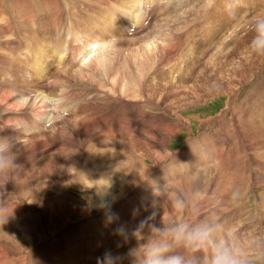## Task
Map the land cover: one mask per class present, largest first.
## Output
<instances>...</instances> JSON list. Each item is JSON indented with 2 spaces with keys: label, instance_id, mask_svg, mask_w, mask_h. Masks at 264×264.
Segmentation results:
<instances>
[{
  "label": "rangeland",
  "instance_id": "374dc122",
  "mask_svg": "<svg viewBox=\"0 0 264 264\" xmlns=\"http://www.w3.org/2000/svg\"><path fill=\"white\" fill-rule=\"evenodd\" d=\"M20 1L22 3L28 2V4L26 5L28 8L25 7V9L27 10L28 14L31 12L29 14V20L26 19L24 15H22V12L24 11L18 9L17 5L13 3V0H0V19L3 21H0V29L4 28L5 31L6 29L8 30L7 34L3 33L2 29L0 30V46L7 44L3 47V52L5 53L0 51V91L1 85L6 84V81L8 83H11L12 79L13 83L11 84L14 85L15 83L18 87L21 86V90L25 86V88L29 89V91L31 92L30 98H35L33 93H36L38 86H41V89L43 91L44 88L47 87V91L45 92L44 96L48 99L46 101L47 104L50 105L44 112L46 118H43V115H41L40 118L45 119L43 120L44 126H46L45 124H52L53 127L45 129L41 127V129L37 133V136H35L36 140H38L39 135L42 136V143H50L51 145L49 150H47L44 154H41L39 156L35 155V157H32L30 159L32 163L29 167H27L28 165L22 167L20 165V160L22 156L27 155V151H24L23 147H19L27 144V135L31 133H24L23 131H21V123H19L17 128H15L14 125L12 126V123L14 121L17 122V119H13L18 116H22L21 118L30 120L32 112H34L31 109L32 101H30V103H22L18 100L16 102L17 107L11 111V113L13 114L7 113L6 104H2L3 108H0L3 111V114H1L0 112V139L7 138L13 142V144L15 145L13 148V152L16 155L15 163L19 166L16 170L11 171L7 177H0V191L2 195H9V193H12L14 197L18 198L23 195H27L26 193H30L29 198H31V204H29V202L24 201L23 199H3L2 197H0V216L4 217L5 219V221L0 219V222H2L0 223V251L2 252L1 263L65 264V261L67 262V260H69L70 262L67 264H97V257L103 256L106 251H111L113 255H119L123 257L120 264H131L130 258L127 257V253L130 248H133L132 244L134 243V241H137L135 238L131 237V230L135 228V226L141 220L150 216L153 212L158 213L155 220L157 224L160 223V217L163 216L164 212L165 219H167V213L171 211V207L170 203L168 202V195H164L163 193H168L160 189L158 187V184L155 183L152 184V186L154 187L152 195H148V192H150L151 184L148 183L147 186H145L146 193L143 196L140 193V188L138 186H136L134 189H131L130 184L127 185L125 196L117 202L121 206V209L118 210L117 213H115L118 214V220L115 223L109 224L110 226L108 230L102 231V229L97 226L99 225V223L101 225L105 223V214L108 208L110 207L111 209L112 207V196L116 195L115 193L112 194V192L116 191L117 188H120V185L118 184L117 187H111L107 191V195L100 194L98 197H96L95 190L90 186L87 187L81 185L80 187H78L79 185L78 183H76L73 185V187H70L67 180L60 183V181L57 179V175H62L64 172H73L72 167L70 168V166L66 165L65 163L67 160L66 157H68V155L70 154L78 156V159L74 160L77 164L78 160H80V152H85L84 149H82L83 147L79 145L80 143H82L80 141L83 140V136L85 138L91 136L92 134L90 133V131L94 127L98 126L100 128H103L104 124L108 123L111 119L122 126L121 129H123V127H125L128 123H136L137 125L143 123L152 124L153 121H157L160 119V112H163V114L168 117L170 110H174L175 112L178 110L177 105H172L170 104V102L163 101L161 97L160 99H156L153 101L160 107L159 110H156V107L152 108V106H150L151 108H149L147 106V102L149 103V101H145L143 98V88H139V93L141 92V98L143 100L142 102L135 101L134 98H132L133 96L130 95L129 89H132L129 88V86H126L124 82H126L125 79H128L131 76H138V73L140 75V78H143L141 77V75L144 73L142 71V67L145 66L137 68L135 62L137 57L143 56V54L145 58L149 60V58L151 57L150 54L153 53L154 56L150 59H152L151 61L154 62L153 64L149 65L151 66V68L161 67L165 70L166 67H172L175 62L178 63L180 61L176 65V67L178 66L177 68H181L184 70V72H188L190 77H209L212 82L221 80V86L225 87L226 85L227 95H230L231 90L229 88L232 84H235V82L237 83L236 79L241 78L242 75L238 74L237 72L243 71L245 63L240 60L238 63L241 64L237 65L235 62L238 60L240 55V58L245 57L244 55H247V59H249L248 56H250V53L248 51V45L251 40L252 33L248 32V26L252 18L258 12L264 11V0H213V4L211 5L212 8H210L211 0H206V2H204L203 0H195L193 3H191L192 1L186 0H147V5L149 7L148 14L142 16V25L140 26V24H136L131 28V31H128L127 28L124 29L119 25V23L114 28L110 29L109 26H112V24H109L106 21H102V17L107 16H102L101 14L98 15V13H94V11H92L93 13L91 11L90 13L86 12V15L83 17H85L86 20L89 19L90 22L91 20H94V22L98 24L95 26L96 29L92 33L88 32L86 29H83L80 21L74 23L73 21H71V19L69 20L68 17L69 10H74L76 12V15L81 12L80 9L83 12L85 10H88L89 5L87 4L86 0H83V4L82 2H78L76 5L70 4L69 2L71 0H55L57 3H59L57 5V10H60V12L58 13L57 11L56 13L60 14L58 16L60 19L62 18V23L60 25L58 24V17L56 23L47 21L44 18V14L46 11V9L44 8V3L46 6L49 0H45V2L44 0H32L33 2H30V0ZM34 1L37 2L35 3ZM144 1L145 0H142V2ZM175 1L186 2L184 3V7L178 4L173 11L172 3H174ZM126 2L127 0L125 1V3ZM164 2L166 4L169 3L168 6H166ZM114 3L120 4L121 0H115ZM230 5H234V8L231 12L227 7ZM101 7V9L109 11V9H105L104 5H101ZM90 15L92 19H90ZM150 15L151 18H149L146 22V17ZM87 16L89 18H87ZM30 17L32 22L28 23L30 21ZM32 18H34V21ZM63 20L66 21L65 24ZM7 21L9 24L6 23ZM23 21L27 22L25 23ZM133 22L134 21H131V23ZM220 22L225 24L224 29L221 32L218 31V36L214 37L212 36V34L215 31V33H217L218 24ZM51 23L54 26L56 25V31L53 29V26L52 28L50 27ZM152 23L153 25L151 27L150 25ZM179 23L181 24V26L187 24L184 27L186 28L190 26L191 29L190 27L189 30L187 28L186 33L184 31L185 35L180 34L179 37H172L171 31L173 28L171 29V27ZM17 25L21 26V30L18 31V29H16ZM71 25H73V28H76L77 32L81 31L86 39L88 38L87 36H98V34L103 29H105L107 34H101L103 35L101 40L104 45L106 44V46L108 45L110 48L100 50V47L96 45L97 48H99L100 54L104 55V53L107 52L105 53L106 56L104 55V57H102V61L98 60V58L102 55H100L99 53L97 55L98 49L94 45L84 47L85 49H81V46H84L85 44L84 41H86V39L82 35H79L80 41L75 40V44L71 45V42L74 41V35H70L67 30L68 27L72 28ZM44 27H46L48 31L43 29ZM116 30L117 32H115ZM43 31H51L50 33L54 32V40H51L47 36H44ZM10 38L11 41H8V39ZM221 40L222 42L220 44ZM131 42L133 43V45ZM151 42L157 43V47L155 48L157 52L155 49L154 51L149 50L148 48H143L144 45L150 44ZM13 43H16L17 45H14ZM174 43H176L175 45H180L181 48L175 49L173 56L174 58H172L173 60H168L170 53H172V50L170 48ZM8 45H10L9 52L11 53V56L7 55L8 51H6L5 49V47H7ZM131 46L133 51L131 49ZM48 48L50 50V53L47 52ZM71 48L78 49L73 51L74 53H77L76 56L74 55L73 57L74 63H70V65H68L70 55L68 56L66 55V53L69 54L70 51L66 52L64 51V49L71 50ZM142 50L143 54L141 52ZM203 50H205L206 53L205 56L201 57V54H204ZM41 51L44 52V57H40L38 59L39 53ZM144 51L148 52V56L144 53ZM217 52H219L218 54L220 55L216 54ZM48 54L49 57L47 56ZM199 55L201 58L196 60L195 58L199 57ZM60 56H65L63 57L65 59L60 62L61 64L58 63V59ZM181 56L183 59L184 57L189 58L192 56L194 57L195 61L194 63L190 64L183 60L182 62L181 58H179ZM218 56L222 57L216 60ZM250 57L252 59L253 54ZM254 58H256L258 66L251 67L252 69H248L250 71V74L253 75V77H251L252 79H250L252 82L249 80L248 82L243 83V85H239L236 88L238 92L236 93L237 96L234 99L241 102L245 95L250 98H253L255 95H263L262 102L253 101L252 105L249 106V110L247 112L252 113V118L254 120L264 122V112L262 113L259 111V107L261 105L264 106V67H260L262 64H264V55H258L257 57L254 56ZM2 59L5 60V62H3ZM36 59L37 61L35 63ZM157 59L159 61L156 63ZM65 60L67 62H65ZM112 60L115 62H112ZM207 60L212 61V64H208L209 62L206 63ZM220 60L223 62L224 74H217L214 68L216 63ZM251 62L253 61H248L249 64H251ZM37 63L41 64L39 67H41V69L43 70L41 73L37 72L39 75L41 74V79L39 78V75H36V71H32L33 68L36 69V66H38ZM62 63L64 64L61 67ZM185 64L186 66H184ZM67 66H69V68L74 66V68L73 70H70L71 72L64 74L69 70ZM59 67L61 68V70ZM200 69L202 70L200 71ZM246 70L247 69H245V71ZM127 72L130 76L126 75ZM34 75H36V77ZM144 75V77H146L147 79V73ZM20 76H22L23 79ZM150 76L152 77V75L149 73L148 79H150ZM15 77L17 78V80L14 81ZM134 80L136 79L134 78ZM58 81L59 84L56 83ZM184 85L186 86L187 84ZM210 90L212 91V89ZM227 95H224V93L220 94L218 92L213 95L214 98H209L202 104H198L199 106L197 105V107L195 108H190L187 111L181 112V117L188 121L190 125L186 127V123L184 124L183 121L182 124H184L185 127H183L182 125H178V128H175L179 129L180 134L176 137H173L170 141V144H167V146L165 147L168 151L173 153L165 160V163L166 165L168 164L169 166H171L172 175L176 171L174 165L180 168L181 176L185 178V183L175 185L171 188L170 193H176L177 195L183 196L186 200L189 201L190 207L192 205H199L201 203V208L204 209L202 210L200 208L201 211L208 212V210H210L207 215L201 212L202 216H208L211 212H215L221 220L220 226L217 230V237L219 238L220 236V240H226L229 244L230 239L235 240L234 237L239 234V243L243 245V250H241V247L237 244H232L229 246L232 248L233 253L242 261V264H264V168L262 169L261 167H257L258 165L253 163L254 161H251L249 163L250 160H256V157L262 158L259 150L260 141L259 143H255V138L249 135L250 133L247 128L243 129L241 133L239 127H241L240 125L242 124L239 123V121H236L235 115H233V113H231V111L229 110L231 108L230 104L229 107H227V103L230 102V96ZM13 97L16 98L15 95H13ZM1 101H5L6 103L7 100L2 99ZM244 101L242 103H244ZM163 104L166 107H164ZM103 105H110L111 111L108 112L106 110H102ZM82 107L86 108L87 114L92 112L96 118V120H93L95 118H90L92 120V123H89L90 120L86 121L87 127L92 124L91 127H89L91 130L86 131V128L78 126V130L81 132V134L83 133V136L77 134L73 128L72 133L69 130V133L65 132L67 134H60V132L63 130V126L61 124L65 123L68 128H71L73 127L71 125L75 122L76 124L80 123L79 118H82L84 116H79V111L83 109ZM238 107L239 105H237V108ZM141 108L142 110H144L143 112L142 110H138ZM16 109H18V111ZM241 110L243 112V109ZM73 112H77L78 114L74 115ZM98 113L100 114L98 115ZM221 114H226V117L223 121L218 123V119ZM134 117L136 118V121ZM206 120H208V122H204ZM229 124L234 127L236 126V130L239 131V134L235 135V139L232 138L233 130L228 129L227 127ZM162 126H164V124ZM58 127L62 130L53 134H49L50 129L54 130ZM222 132L230 144L225 149V153L223 155V158H225L223 159L222 165L218 167L219 172L215 173V178L212 183L213 185L210 184L209 186V184H207L206 186H204L206 187L204 188V190L197 191L192 177L196 180L198 186L201 185L199 184L200 179L195 176L190 170L185 169L186 163L183 160H180L179 156L183 154L185 158L190 157V152H186L187 144H189V142H199V146L201 147H205L207 145L209 146L210 143H213L212 140L219 139V137L217 136L221 135ZM14 133H17L16 138ZM242 134H245V137ZM61 139L63 140L61 141ZM69 139L72 141V143L69 142ZM20 140L22 141L18 142ZM261 140L264 143V137L261 138ZM61 142H63L64 144H62ZM246 142L249 145H247ZM52 144H55V146H57L58 148ZM89 144V146L87 144H84V147L86 148L93 146L94 149H101L102 151H105L107 148L113 149V147L115 146L107 143H101L100 145H94L91 143ZM217 145L220 146L219 144H216V146ZM36 148H38V146H36ZM131 149L135 151L139 150L138 147H136V149ZM116 150L118 152L119 148ZM193 157L194 159L196 158L195 161L199 164H205V162H208V160L206 159L208 158V153L206 151L198 152L195 154L193 151L191 158ZM118 160L120 161V159ZM148 160L149 159L146 160L148 164L152 163L151 160ZM172 160H175L176 164L170 165ZM225 166L232 168L231 172H234V174L243 172L245 181L244 184L238 186L237 194L226 197V202L222 205H218L217 202H219V200L212 198L213 196H216L214 190L216 188L215 186H217L220 181L223 186L225 185V187H227V184H230V180L227 181V178L230 176H223V178L220 176V170H224ZM61 167H63V169ZM187 170L189 172H187L188 174H185V171ZM157 171H159V168L155 170V172ZM177 172H179V170H177ZM228 173L229 171H227L226 174ZM55 177L56 179H54ZM149 180L154 181L153 179ZM217 181L219 182L217 184H214V182ZM224 181L225 183L227 182V184H225ZM53 182H57L59 184L55 189L61 192L60 195H58L59 192L55 190H53L55 192L52 191V188L56 186L55 184H53ZM190 186H195L194 190H190ZM236 187L237 184L235 186H232L233 189H235ZM59 188L61 190H59ZM211 188L213 191L211 190ZM206 190L207 193L205 192ZM21 191H24L26 193H23ZM210 191L211 193H209ZM49 193H51L55 197H61L62 195L65 196V200L61 199L60 201L64 203L66 202L67 204L65 205L69 207L61 205L60 215L56 214L53 210L49 211V208H42L44 202L46 204V200L41 198ZM208 193L211 194V198L209 197ZM197 195L199 197H197ZM37 197L40 199L38 205L32 206L34 203V198L38 199ZM68 197H71L73 199H70V201L69 199H67ZM204 197L207 198L204 199ZM218 197L220 198V193ZM199 198H202L204 201ZM207 201L212 202L214 205L216 204L215 207H213L212 205L207 208L209 205V203H206ZM75 202L76 204H74ZM72 203L74 204V206ZM134 210L137 213L136 215L133 214ZM81 211L83 213H81ZM17 213H19V215ZM63 213H68L70 215V218L66 222L68 224L63 227V229H61L57 226L61 225L62 223L65 224V219H62L61 217ZM246 213L251 216V219L246 216ZM173 215H175L177 220H182L187 215V212H173ZM257 219H262V222L257 224ZM126 223H129L130 225H127ZM120 225H124L128 230L129 237L127 239L114 234V229H116ZM229 227L233 228L232 233H230L231 229ZM228 229L230 230L228 231ZM222 231H224V235ZM261 233L263 234V236H261ZM67 244L68 246H70L68 247ZM76 245L77 247L81 248H78V250H76V247L74 249L73 247ZM57 249H59L61 255L55 253V251L57 252ZM245 249L247 250V252H245ZM89 251L91 252V255H89ZM88 255L90 257L89 259L87 258ZM64 257H66L67 260Z\"/></svg>",
  "mask_w": 264,
  "mask_h": 264
},
{
  "label": "bare ground",
  "instance_id": "6f19581e",
  "mask_svg": "<svg viewBox=\"0 0 264 264\" xmlns=\"http://www.w3.org/2000/svg\"><path fill=\"white\" fill-rule=\"evenodd\" d=\"M49 1H51V2H49ZM49 1H48V3H47L46 6H45V3H44V8L46 9L45 14H44V18L47 21H50L52 23H56L57 17L60 15V14H58L60 12V10H57V5L59 3H57L55 0L54 1L53 0H49ZM71 1L69 3L70 4H73V5H76L78 2H82V4H83V0H71ZM125 1L121 0V3L120 4H115L114 3L115 0H86L87 4L89 5L88 10H85L83 12L80 9L81 12L79 11L80 13H78L77 15L75 14L76 12L74 10L73 11L72 10H69L68 17H69V20L71 19V21H73L74 23H77V21H80L83 29H86L88 32H91L92 33L93 31H95V29H96L95 26L98 25V24H96L94 22V20L93 21L91 20V22H90L89 19L86 20V18L83 17V16L86 15V12H89L90 13V11L91 12L94 11V13H98V15L101 14L102 16L103 15L104 16H107V17H102V21H106L109 24L111 23L112 26H109L110 29L111 28H114L116 25H118V21L123 19V23L126 24L127 30L128 31H131L132 30L131 28L136 25V24L131 23V21L133 20L132 19V17H133V9H136V10L139 9V11L143 14V15H141V19H142V16H145L146 14H148L149 7L147 5V0H145L144 2H142V0H127L126 3H125ZM30 2H33V1L30 0ZM34 2L36 3L37 1H34ZM44 2H45V0H44ZM13 3L17 5L18 9L24 11V12H22V15H24V17H26V19L29 20V14L31 12L28 14L27 13V10L25 9V7H27L26 5L28 4V2L22 3L20 0H13ZM39 3H41V2H39ZM255 4H257V3H255ZM32 5H33V3H32ZM101 5H104L105 6V9H107V10L109 9V11H106V10L101 9L102 8ZM53 6H54V8H53ZM1 7H2V5H1ZM28 11H30V10H28ZM57 11H58V13H56ZM80 14H82V15H80ZM88 16H89V14H88ZM88 16H87V18H89ZM0 18H1V16H0ZM20 19H22V18H20ZM32 19L34 21V18H32ZM90 19H92L91 15H90ZM59 20H60V18H59ZM59 20H58V24H60ZM0 21L3 22L1 19H0ZM178 21H180V20H178ZM23 22H25V21H23ZM31 22H32V20H31V17H30V21L28 23H31ZM65 22L66 21L64 20V24H65ZM67 22H68V20H67ZM222 22H220L218 24L217 33H215L216 31L213 32L212 36H214V37L218 36V34H219L218 31L221 32L224 29V25L225 24L222 23ZM6 23L9 24L8 21ZM52 23H51L50 27L52 28V26H53V29L55 30V26L56 25L54 26V25H52ZM2 25H3V23H2ZM141 25H142V23H140V26ZM186 25L187 24L181 26L180 23L173 25L171 27V29L173 28L172 31H171L172 37H175V38L176 37H179L180 34L185 35V33L187 31V28L189 30V27H190L189 26V27H186L185 28L184 26H186ZM71 26H72V28H69L68 27L67 30L70 33V35H74L73 36V38H74L73 40L74 41L71 42V45H73V44H75V40L80 41L79 35H82L83 36V34H82L81 31L80 32H77L76 28L75 27L73 28V25H71ZM221 27H223V28H221ZM79 28H81V27H79ZM16 29H18V31L21 30V26L20 25H17L16 26ZM43 29H45V30L48 31V29L46 27H44ZM190 29H191V27H190ZM2 30H3V33H5V34L8 33V30L7 29H6L7 32L5 31L4 28ZM184 31H185V33H184ZM50 32H44L43 35L44 36H47L51 40H54L55 34H54V32L53 33H50ZM68 32H66V33H68ZM115 32H117V30ZM105 33H106V31H105V29H103L98 34V36H93V35L87 36L88 37L87 39H86L85 36H83L86 39V41H84L85 44H84V46H81V49L84 48V47H87V46H91V45H94L96 48H97V46H99L100 47V50L101 49L104 50V49H107V48L109 49L110 47L108 45L106 46V44L104 45V43L101 40V38L103 36L101 34H105ZM85 35H87V34H85ZM230 38H232V37H230ZM234 38H235V36H234ZM8 41H11V38L8 39ZM221 42H222V40L220 41V44H221ZM226 43H228V42H226ZM13 44L14 45H17L16 43H13ZM175 44L176 43H174L171 48L169 47L172 50V53H170L169 59L168 58H166V59L173 60L172 58H174L173 56H174L175 49H180L181 48L180 45H178V44L175 45ZM224 44H225V42H224ZM6 45L7 44L0 46V51L1 52H3V47L6 46ZM132 45H133V43H132ZM17 47H19V46H17ZM156 47H157V43H153V42H151L150 44H146V45L143 46V48H148L149 50H154ZM208 47H209V45H208ZM72 48H71V50L64 49V51H66V52H69L70 51L69 54L66 53V55H68V56L70 55V58H69V61H68V65H70V63L71 64L74 63L73 57H74V55L76 56L77 53H74L73 51H75L76 49H78L80 47L74 48V49H72ZM162 48H164V47H162ZM5 49H6V51H8V54L7 55L11 56L10 55L11 53L9 52L10 51V45H8L7 47H5ZM97 49H98V52L97 51L96 52H97V55H98L99 48H97ZM131 49H132V46H131ZM221 49H222V47H221ZM49 51L50 50L48 48L47 52L50 53ZM132 51H133V49H132ZM141 52L143 54V50ZM150 52H152V51H150ZM156 52H157V50H156ZM177 52H178V50H177ZM219 52H217L216 54H218ZM3 53H5V52H3ZM105 53H107V52H105ZM105 53H104V55L106 56ZM130 53H131V51H130ZM144 53L148 56V52L147 51H144ZM203 53L204 54H201V57L202 56H205L206 51L203 50ZM80 54H81V52H80ZM100 55H102V54H100ZM104 55L100 56L98 58V60L99 61H102V57H104ZM150 55H151V57L149 56L150 58H152L154 56L153 53L150 54ZM218 55H220V54H218ZM249 55L251 56L252 54H249ZM47 56L49 57V54ZM122 56H123V54H122ZM213 56H214V54H213ZM244 56L245 57L240 58L241 57V55H240V57L238 58V60L235 62L237 65L241 64V63H238L240 60H242L245 63H244L243 71H238L237 72L238 74L242 75L241 78L236 79L238 84L235 82V84H232L231 87L229 88L231 90L230 95H227L226 85H225V87H222L221 86V84H222L221 80L220 81H216V82L215 81L212 82L209 79V77H204V76H199V77H193L192 76V77H190V75L188 74V72H184L183 69L177 68L178 66L176 67V65L180 61L178 63L177 62H175V63L173 62L174 65L172 67L171 66L166 67L165 70L163 68H161V67L158 68L157 66H156L157 68L152 67V68H154V69H152L151 66H149V65L153 64V62H154V61H151L152 59H150V58H149V60L146 59L145 56H144V54H143V56L137 57V59L135 61L137 68H140L141 66H145L146 68L145 67H142L143 68L142 71L144 73L141 75V77H143V78H140V75L138 73L137 74L138 76H136V77L135 76H131L128 79H125L126 82H124V84L126 86H129V88L132 89V90L129 89L130 95L133 96L132 98H134L135 101L142 102L143 100L141 98V92L139 93V91H140L139 88H143L144 89V91H143L144 97L143 98H144L145 101L146 100L149 101V103L147 102V106L149 108H151L150 106H152V108L156 107L155 109L156 110H159L160 107L157 104H155L153 101L156 100V99H160V97H161L163 101L170 102V104H172V105L173 104L174 105H177L178 110L175 112L174 110L172 111V110L169 109L170 111H169V116L168 117L165 116L163 114V112H160V119L157 120V121H153L152 124L143 123V124L137 125L136 123H134V124L128 123V124H126L125 127H123V129H124L123 130V129H121L122 126H120L114 120L111 119L108 123H105L104 122L105 124H104L103 128H100V127L96 126V127H94L91 130L89 127H91L92 124L91 125L89 124L90 126L87 127L86 121H89L90 120L89 123H92L91 122L92 120L90 118H95V116H94V114L92 112H90L89 114H87L86 108L85 107H82L83 109H81L79 111V116L80 115H84V116L82 118H79V120H80V123L79 124H76V122H75L74 124L71 125L73 127H71V128L69 127L68 128L67 125L65 123H63V124H61L63 126V130L61 128H59V127L58 128H55L54 130L53 129H50V133L49 134H53L55 132H58V131H61L62 130L60 132V134H61V133L68 132L69 130L72 133V128H73L74 131L77 134H80V135L83 136V133L81 134V132L77 128L78 126H81L83 128H86V131L87 130H91L90 133L92 134L91 136H88L86 138L83 136V140L80 141L82 143H80V142H79L80 144L78 143L81 147H83L82 149H84L85 152H82V151L80 152L81 153L80 154V157H79L80 160H78L77 164L75 163L74 160L75 159H78V156L70 154V155H68V157H66L67 160H66L65 163H66V165L70 166V168L72 167V171L73 172H70V173L69 172H64L62 175H57V179L60 181V183L62 181H66L67 180L68 183H69V185H70V187L71 186L73 187V185L76 184V183H78V185H79L78 187H80L81 185L82 186H87V187L90 186V187H92L95 190L96 197H98L100 194H106L107 195V191L111 187L112 188L113 187H117V185L119 184L120 185V188H117L116 191L112 192V194L113 193L116 194V195H113L112 196V203H111L112 204V207H111V210H112L113 213H117L118 210L121 209L120 204L117 203V202L120 201L125 196L126 187L129 184H130L131 189H134L136 186H138L140 188V193L143 196L146 193L145 186H147L148 183H151L150 184V192H148V195H152V191L154 190V187L152 186V184H155V183L158 184V187L160 189L164 190L166 193H170V190H171L172 187H174L175 185H179V184H184L185 183V178L181 176V169L178 168V167H176V165H174V164H176V161L175 160H172V162L170 164V165H174V167L176 168V171H175V173L173 175H172V171H171V166H169L168 164L166 165V163H165V160L173 154L172 152L168 151L165 147L167 146V144H170V141H171V139L173 137H176L177 135L180 134L179 133V129H175L174 128L175 127L174 126V124H175V119L174 118L175 117L178 118L181 122L184 121V124L186 123L185 126L188 127V125H190V124L188 123V121H186L184 118L181 117V112L187 111L190 108H195V107H197L198 104H202L203 102H205L209 98H211V99L214 98L213 95H215L218 92L220 94L224 93V95L226 94L227 96H230V102L227 103V107H229V104H230V106H231L232 109L230 108L229 110L231 111V113H233V115H235L236 121L237 122L239 121V123L242 124V125H240L241 127H239V130L241 131V133H242L243 129L247 128L248 131H249V133H250L249 135H251V136H253V138H255V141L254 142L255 143H259V141H260L259 150H260V154H261L262 158L256 157V160H250L249 163L251 161H254L253 163H255V164L258 165L257 167H261L263 169L264 168V143L262 142L261 138L264 137V132H263V130H264V127H263L264 126V122L263 121H256V120H254L252 118V113H248L247 112L249 110V106L252 105L253 101H256V102H259L260 101V102H262L263 95H255L253 98L252 97L251 98L250 97H247L245 95V97L242 99L241 102H239L238 100L234 99L237 96L236 93L238 92L236 88L239 85L241 86V85H243V83L248 82L250 79H252L251 77H253V75L250 74V71L248 69L249 68L252 69L251 67L258 66V63L256 62V58H254V56L257 57L258 55H253L252 59H251L250 56H248L249 59H247V55H244ZM40 57H44V52L43 51H41L39 53L38 59ZM63 57H65V56H63ZM63 57H61V56L59 57V59H58L59 62L58 63L62 62L65 59ZM201 57L199 55V57H197L195 59L197 60V59H199ZM221 57L218 56L216 58V60L217 59H220ZM179 58H181V61L182 60L183 61H186L189 64L190 63H194V61H195L194 57H192V56L189 57V58L184 57V59L182 58V56L179 57ZM164 60H165V58H164ZM249 60H251L253 62H251V64H249L248 63ZM11 61H12V59H11ZM36 61H37V59L35 60V63H36ZM116 61H117V59H116ZM158 61L159 60L157 59L156 60V63ZM3 62H5V60H3ZM65 62H67V61L65 60ZM112 62H115V61L112 60ZM162 62H163V60H162ZM207 62H209L208 64H212V61L207 60L206 63ZM40 63H37L38 66H36V69L35 68L32 69V71L33 70L36 71V75H39L37 72L41 73L43 71L41 69V67H39L41 65ZM63 64L64 63H62L61 67L63 66ZM65 65H64V67H65ZM184 66H186V64ZM262 66L264 67V64H262L260 67H262ZM67 67L69 68V66H67ZM73 68H74V66H72L71 68H69V70L67 69L68 72H66L64 74H67V73L71 72L70 70H73ZM214 68H215L217 74H224L223 62L221 60L216 63V65L214 66ZM245 69H247V70L245 71ZM60 70H61V68H60ZM201 70L202 69H200V71ZM146 73L148 75L147 76V79H146V77H144L145 76L144 74H146ZM149 73L152 75V77L150 76V79H148ZM237 73H235V74H237ZM22 75H24V74H22ZM36 75H34V76L36 77ZM126 75L127 76H130L128 72L126 73ZM170 75H171V77H170ZM20 77H22V76H20ZM39 78L40 79L42 78L41 77V74L39 75ZM134 78L136 80H134ZM22 79H23V77H22ZM34 79H36V78H34ZM15 80H17L16 77L14 78V81ZM28 80H29V78H28ZM11 83H13V79L11 80ZM11 83H8L6 81V84L1 85V91H0V105L1 106H0V108H3V105L2 104H6L7 105V113L8 114H13V113H11V111L14 108L17 107L16 102L18 100L21 101L22 103H27V102L30 103V101H32L31 109H32V111H34V112H32V116L33 117L31 116L30 117V120L29 119L26 120L25 118H21L22 116L21 117L18 116V117H15V119H13V120H16L17 119V122L14 121L12 123V126L14 125L15 128H17V126L19 125V123H21V126H22V130L21 131H23L24 133L25 132L31 133V134L27 135L28 137L26 136L27 137V141H26L27 144H24L23 146H20L19 147V148H22L23 147L24 151H27V155L21 157L20 165L22 167L25 166V165L26 166L28 165L27 167H29L31 165V163H32L30 161V159L32 157H35V155H38L39 156L41 154H44L47 150H49L50 145H51L50 143L49 144H45L46 142L45 143L44 142L42 143L41 142L42 136L39 135L38 140H36V137H35V136H37V133L41 129V127H43L44 129L45 128H52L53 127L52 124L51 125L45 124L46 126H44V121H43V120H45L43 118H46L44 112L48 108V106L50 105V104L49 105L47 104L46 101L48 99L44 96L45 95V92L47 91V87H45L44 88V91H43L41 89V86H38L37 87V90H36V93H33L35 98H30L31 97L30 96V93L31 92L29 91L28 88H25L26 86L23 87L22 90H21V86L18 87L17 84L14 83V85H13ZM56 83L59 84V81L56 82ZM184 84H187V85L185 86ZM210 89H212V91ZM13 95H15L16 98H14ZM2 99L7 100L6 103H5V101H3L4 102L3 103L1 101ZM243 101H244V103H242ZM237 105H239L238 108H237ZM163 106H164V104H163ZM164 107H166V106H164ZM241 109H243V112H242ZM16 110L18 111V109H16ZM16 110H14V111H16ZM138 110H142V108L141 109H138ZM143 111L144 110H142V112ZM259 111L263 113L264 112V106L261 105L259 107ZM0 112H1V114H3V111L1 109H0ZM30 113H31V111H30ZM76 114H78V113L75 112L74 115H76ZM99 114L100 113H98V115ZM41 115H43V118L42 119L40 118ZM225 117H226V114H221V116L218 119V123H220L221 121H223ZM134 119L136 121V118L135 117H134ZM93 120H96V118L93 119ZM67 122H69V121H67ZM171 122H173L172 125H170ZM204 122H208V120H206ZM163 124H164V126H162ZM185 126H183V127H185ZM227 127H228V129L233 130V132H232V135H233L232 138L235 139V135L239 134V131L236 130V126L234 127L231 124H229ZM48 131H49V129H48ZM209 133H210V131H209ZM65 134H67V133H65ZM242 135L245 137V134H242ZM217 137H219V139H217V140H212L211 139L213 143H210L209 146L207 145L205 147L199 146V142L198 143L195 142V141L194 142H189V144H187V151L186 152H190V154H189L190 157L185 158L183 154H181L179 156L180 160H183L186 163V168L185 169L190 170L195 176H197L200 179L199 180V184H201V185L198 186V183L192 177V180L194 181V183L196 185L197 191H202V190H204V188H206L204 186H206L207 184H209V186H210V184L213 183V180L215 178V173L216 172L217 173L219 172L218 167L216 165H214V161L215 160H218V159L221 161L222 160V156L225 153L226 147H228V145H230L229 144V141L227 140V138L223 135V132L221 133V135H219ZM257 139H259V140H257ZM62 140L63 139H61V141ZM126 141H127V144H126ZM69 142L72 143L71 140ZM61 143L64 144L63 142H61ZM89 143L94 144V145H100L101 143H107V144H112V145H115V146L113 147V149L107 148L105 151L104 150L102 151L101 149H94L93 146L92 147H86L85 148L84 147V144L85 145L87 144L89 146L90 145ZM62 144H57V145H62ZM216 144H219L220 146H216ZM246 144L249 145L247 142H246ZM52 145L55 146V144H52ZM75 145H76V143H75ZM36 146H38V148H36ZM55 147H57V146H55ZM136 147L139 148L138 151H135V150H132L131 149V148L136 149ZM60 148H62V147H60ZM118 148H119V151L117 152L116 149H118ZM193 151H194V154L195 153H198V152L206 151L208 153V158H206L208 160V162L207 163L205 162V164L204 163H202V164L197 163L195 161L196 158L195 159H194V157L191 158V156L193 154ZM118 159H120V161ZM147 159L151 160L152 163L148 164L146 162ZM247 163H248V161H247ZM61 168L63 169V167H61ZM157 168H159V171L155 172V170H157ZM177 170H179V172H177ZM188 170L185 171V174H188L187 173V172H189ZM226 170L229 171L228 174H226L227 173ZM231 170H232V168L226 167V166H225V169L224 170H222V169L220 170V172H221L220 176L222 178H223V176H225V177L227 175L230 176V177L227 176L228 177L227 178V181L230 180V184L229 185L227 184V182L225 183V181H224V183L227 184V187H225V185L223 186L221 184V181L220 182L219 181L214 182V184H217L218 182L219 183L217 184V186H215L216 188L214 189L216 196H213V197L211 196V197L212 198H215L216 200H219V202H217L218 205L219 204L220 205L224 204L226 202V197H228L230 195H233V194H237V192H238V186L244 184L245 177L243 175V172L238 173V174L237 173L234 174V172H231ZM54 179H56V177ZM149 179H153L154 181H150ZM53 184H55L56 186L52 188V191L55 190V191L59 192L57 189H55L56 187H58L59 184L57 182H53ZM111 184H113V185H111ZM236 184H237V187L235 189H233L232 186H235ZM194 187L193 186H190L189 189L190 190H192V189L194 190ZM59 190H61V189L59 188ZM211 190H212V188H211ZM55 191H53V192H55ZM21 192L26 193L24 191H21ZM205 192L207 193V190ZM60 193L61 192H59L58 195H60ZM209 193H211V191ZM219 193H220V198L218 197ZM26 194L27 195H23L20 198H18V197H14L12 193H9V195H2V193L0 191V197H2L3 199H16V200L23 199L24 201H27V202H29V204H31V198H29V194L30 193H26ZM53 194H55V193H53ZM108 194H110V193H108ZM163 194L164 195H168V194H165V193H163ZM210 195L211 194H209V197H210ZM197 197H199V196L197 195ZM206 198L204 197V199H206ZM41 199L46 200V204L44 202V205H43L42 208H49V211L53 210L58 215H60V206L61 205L66 206V207H69V206L65 205V204H67L66 202L64 203V202H61L60 201L61 199H64L65 200V196L64 195H62L61 197H55L54 195H52L51 193H49V194L45 195L43 198H41ZM67 199H69V200L71 199L72 200L73 198L68 197ZM199 199H201L202 201H204L202 198H199ZM39 201H40L39 198L38 199L34 198V203H33L32 206L38 205V202ZM209 201H210V199H209ZM206 203H209V205H208L207 208H209L210 206L214 205L212 202H208L207 201ZM74 204H76V202ZM74 204H73V206H74ZM198 206L201 208L202 207V204L200 203ZM202 210H204V209H202ZM209 211L210 210H208V212H204V211H201V212H203V214H206L207 215V213H209ZM81 213H83V212L81 211ZM17 214L19 215V213H17ZM64 215H66V216H64ZM151 215H152V213H151ZM19 217H21V216H19ZM61 217H62V219H65V224L62 223L61 225H58L57 227L63 229V227H65L68 224L66 222L69 220L70 215L68 213H63V215H61ZM160 218H159V220H160ZM0 219L5 221L4 217H1L0 216ZM260 222H262V219L261 220L257 219V224L260 223ZM0 223H2V222H0ZM127 225H130V224L128 223ZM230 229H228V231L230 230V233H232L233 232V228H230ZM222 233H223V235L225 234L224 231H222ZM238 236H239V234L234 237L235 240L230 239L229 245L237 244L238 246L241 247V250H243V245L241 243H239L240 238ZM261 236H263L262 233H261ZM219 238H220V236H219ZM136 243H137V241L136 242L134 241V243L132 244V247H136L137 246ZM67 246H68V244H67ZM76 247H77V245L74 246L73 248L75 249ZM78 248H81V247H77L76 250H78ZM82 252H83V250H82ZM89 252H87V253H89ZM245 252H247L246 249H245ZM55 253L58 254V255L59 254L61 255V252L59 251V249H57V252L55 251ZM89 255H91V252H90ZM89 255L87 256L88 259L90 258ZM64 258L67 260L66 257H64ZM1 260H2V252L0 251V264H2L1 263ZM69 262L70 261L67 260V262L65 261V264H67ZM91 264H94V263H91Z\"/></svg>",
  "mask_w": 264,
  "mask_h": 264
},
{
  "label": "clouds",
  "instance_id": "9594fccd",
  "mask_svg": "<svg viewBox=\"0 0 264 264\" xmlns=\"http://www.w3.org/2000/svg\"><path fill=\"white\" fill-rule=\"evenodd\" d=\"M227 7L231 12L234 5ZM248 32L252 33L249 53L264 55V11L252 18ZM14 146L7 138L0 139V177H7L19 167L15 163ZM168 202L171 211L167 213V219L164 212L157 224L155 220L158 213L153 212L131 230V237L137 240V246L130 248L127 253L131 264H242L227 241L217 237L221 220L215 212L202 216L198 205L190 207L189 201L176 193H168ZM185 211L187 215L182 220H177L173 215V212ZM133 214H137L135 210ZM117 220V214L111 212L109 207L105 214L106 225ZM114 234L125 239L129 237L124 225L114 229ZM122 259L106 251L103 256L97 257V264H120Z\"/></svg>",
  "mask_w": 264,
  "mask_h": 264
}]
</instances>
